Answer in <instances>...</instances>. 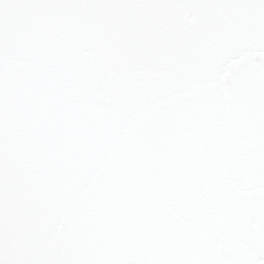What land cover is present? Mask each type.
<instances>
[{"label": "water", "instance_id": "1", "mask_svg": "<svg viewBox=\"0 0 264 264\" xmlns=\"http://www.w3.org/2000/svg\"><path fill=\"white\" fill-rule=\"evenodd\" d=\"M0 264H264V0H0Z\"/></svg>", "mask_w": 264, "mask_h": 264}]
</instances>
